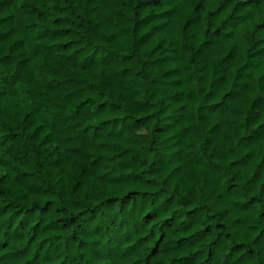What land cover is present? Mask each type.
<instances>
[{
  "label": "trees",
  "instance_id": "16d2710c",
  "mask_svg": "<svg viewBox=\"0 0 264 264\" xmlns=\"http://www.w3.org/2000/svg\"><path fill=\"white\" fill-rule=\"evenodd\" d=\"M0 264H264V0H0Z\"/></svg>",
  "mask_w": 264,
  "mask_h": 264
}]
</instances>
